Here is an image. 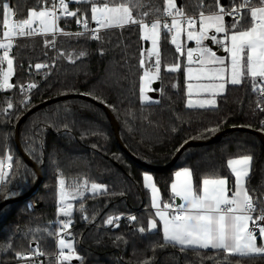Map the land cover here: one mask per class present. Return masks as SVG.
<instances>
[{
    "label": "trees",
    "instance_id": "16d2710c",
    "mask_svg": "<svg viewBox=\"0 0 264 264\" xmlns=\"http://www.w3.org/2000/svg\"><path fill=\"white\" fill-rule=\"evenodd\" d=\"M176 1V7L185 14L198 17L215 5V0H181L178 7ZM2 2H8L15 18L21 20L33 9H46L52 0H0V39ZM92 2L71 1L76 16L58 19L56 34L13 39L9 51L14 63L13 87L0 88V158L9 153L13 164L5 182L0 183V203L11 199L0 207V264H28L24 254L29 251L43 253V264H264V253L241 256L211 248L182 250L179 245L166 244L150 189L143 181L144 175L152 174L161 204H173L176 196L171 184L176 170L191 169L196 189L202 187L204 178L221 177L232 188L235 177L227 160L249 155L252 166L245 185L257 206L255 214L260 212L264 208V138L251 131L264 134L259 79L254 84L245 76L240 85L228 84L216 97L215 106L189 107L186 55L176 52L162 26L159 97L144 101L140 77L145 68H154L153 59L145 57L149 41L144 39L140 24L105 28L96 34L79 31L77 18L91 21ZM105 2L114 6L128 0ZM137 3L139 7L132 9L134 19L152 22L160 18L162 23L166 0ZM232 6L228 0L223 7L229 10ZM141 13L147 15L142 17ZM231 23L228 21L227 27ZM3 51L0 49V57ZM81 51L86 55L81 57ZM141 59L145 61L143 68ZM175 63L181 64L180 70L167 71ZM36 64L47 67L37 69ZM5 66V62L0 65ZM28 83L36 87L28 88ZM69 94L74 96L41 107L21 124V146L32 165L17 146L19 119L44 101ZM87 97L99 103L102 100L115 123L102 106ZM9 102L11 109L7 108ZM218 124L215 134L206 132ZM117 128L130 154L117 139ZM214 137L219 138L208 142ZM185 141L193 144L172 166L164 168ZM40 173L38 188L23 197ZM60 178L65 180L64 190L75 195L84 191L81 198L71 201L70 217L60 212ZM92 183L103 188L93 191ZM81 203L84 211L80 210ZM69 219L74 256L58 262L54 257L57 224ZM109 219L113 220L111 225ZM150 221L157 223V229L149 230Z\"/></svg>",
    "mask_w": 264,
    "mask_h": 264
},
{
    "label": "snow or ice",
    "instance_id": "6c2138e0",
    "mask_svg": "<svg viewBox=\"0 0 264 264\" xmlns=\"http://www.w3.org/2000/svg\"><path fill=\"white\" fill-rule=\"evenodd\" d=\"M71 2V0H70ZM167 7L164 13L172 17L171 24L167 22L161 23V19L157 18L152 22H145L141 19H133L132 9L139 7L137 0H128L127 3L109 6V2L105 0H93L91 4V20L95 21L101 29L114 26L123 27L128 24H140L144 30V39H151L152 51L151 56L155 53V76L151 78H159L161 69V59L157 50L158 41L160 39V29L163 26L168 32L175 29V33L171 37L172 44L176 47V52H182V46L178 43V38L182 31V24H187V40H195L197 47L187 48L186 57L188 65L198 63L200 67H187V80H207L208 83H188V95L191 97L193 89L196 88L211 96H215L222 92L227 83L231 85H240L245 76H250L255 84L257 79L260 83H264V0H240L236 3L232 0L233 6L226 10L220 5V0H215V5L209 6L208 14L201 12L199 15V31H196V17H187L182 9L176 7L174 0H166ZM39 3V0H38ZM59 7L67 16H76V12L68 10V4L65 0H59ZM56 4H52L53 10H31L26 19L18 20L14 24L9 23V17L13 16V9L8 2H2L3 10V37L7 43H0V49H3V56L0 57V65L7 62L6 69L0 67V88L10 89L13 87L10 78L13 75V59L9 56V50L12 47V37L25 35L32 36L35 29L32 27L34 21L40 24L42 33L55 32L56 20L55 15ZM147 13H141V16H146ZM225 16L232 17V23L229 27L225 26ZM180 18H184L183 20ZM83 22L85 29L88 28V21L77 18V23ZM247 24V27L244 25ZM214 29V33L209 36L208 30ZM95 32V29H92ZM223 34L222 38H218L217 34ZM78 35H83L79 33ZM93 39H98V36H93ZM210 39L214 44L219 45L227 56L217 55L212 48L204 45V41ZM51 43H54L51 42ZM194 53L199 59L194 60ZM79 55H86L81 51ZM144 59L140 60V67L143 68ZM37 69L45 68V64H36ZM181 64L175 63L167 68L169 72L180 70ZM194 73L196 74L194 76ZM141 99L147 100L144 96L145 83L150 79L149 70L144 71L140 77ZM29 88H35V84L28 85ZM175 87V85H173ZM264 93V88H260ZM98 99V98H97ZM159 103V101H155ZM101 103L103 101L101 100ZM214 98L200 100L198 106H215ZM27 105H25L26 107ZM188 106L192 107L191 99L188 101ZM12 103H8L7 108L11 109ZM219 130V124L215 127L206 129L207 133L215 134ZM187 141H185V144ZM182 147V146H181ZM179 151V149H178ZM9 161L12 157H7ZM252 157L244 155L238 159L227 160V166L231 172L235 174L234 191L231 196L227 193L229 188L226 187L225 178L202 180V187L196 189L193 182V173L189 168L175 172V182L171 184V191L176 196L181 198L183 203H180L175 208L171 204H164V210H160L157 201V189L152 183V176L144 175L143 181L145 187L152 190V206L157 209L155 215L163 222V239L166 244L181 246V249L189 247H198L200 249H216L224 250L230 253H239L241 256L250 255L252 253H264V246L258 247L256 244L257 237L254 234L258 227L259 236L264 239V226H257L253 220L252 213L257 211V206L245 188V179L249 176L250 162ZM7 173L3 171V162H0V182H4L7 178ZM60 188V212L67 217L71 216L72 205H63L65 199L64 187L65 180H58ZM103 186L92 183L91 189L96 191L102 189ZM15 195V193H13ZM80 210L84 211V204H80ZM173 208L169 213L167 210ZM131 219L135 220V217ZM258 220L264 221V208L260 209ZM249 221H253V227H249ZM72 223L71 219L63 222V228L67 229ZM108 224H112L113 220L109 219ZM157 229V223L150 221L149 230ZM141 233L145 232L144 228H140ZM60 252L59 255L64 260L72 259L71 255H64V249H72L71 243H66L65 239H59ZM43 253H41L42 255ZM77 260L81 257L76 256Z\"/></svg>",
    "mask_w": 264,
    "mask_h": 264
},
{
    "label": "built area",
    "instance_id": "2783aa9c",
    "mask_svg": "<svg viewBox=\"0 0 264 264\" xmlns=\"http://www.w3.org/2000/svg\"><path fill=\"white\" fill-rule=\"evenodd\" d=\"M65 2L68 4V10H69V11H72L69 0H65ZM53 3L56 4V8H55L54 11H55V15L58 17V19H60V18H68V17H71V16H67L65 13H63L62 9H60V7H59V0H52V2L47 6L46 9H48V10H50V11L53 10V9H52V4H53ZM186 16H187V17H196V19L198 18V16L195 15V14H186ZM58 19H57V20H58ZM180 19L183 20L184 18H180ZM230 19L232 20L233 18L230 17ZM57 20H56V21H57ZM81 20L83 21L84 19H81ZM171 20H172V17H169V16H167V15L165 14L164 17L162 18V23L167 22V23L170 25V24H171ZM17 21H18V20L15 18V14H14L11 18H9V23H10V24H14V23H16ZM77 26H78L79 31H88V32H92L93 34H96L98 31L102 30V29L99 27V25H98L95 21H92V20H91V21H88V28H87V29H85L83 22L78 23ZM32 27H33V26H32ZM182 27H187L186 22H184V23L182 24ZM34 29H35L36 31H35V33H34L32 36H43V35H45V34H48V33H42V32L40 31V29H38V28H34ZM92 29H95L96 31L93 32ZM166 31H167V29H166ZM167 32H168V31H167ZM52 33L56 34V30H55V32H52ZM174 33H175V29H173L172 32H168L170 39H171V37H172V35H173ZM18 37H19V36H14V37H12V39H16V38H18ZM23 37H27V35H25V36H23ZM181 46H182V50H183V45H181ZM175 48H176V47H175ZM28 85H30V84L28 83V84H27V87H28ZM28 88H29V87H28ZM260 88H264V84L261 85ZM260 88H259V90H258V96H259V98H260L261 100H264V93H262V92L260 91ZM260 109H263V106H262V105H260ZM9 156H11V154L7 153L4 157H2V160H3V162H4V167H3V171H4V172H8V171H10V170L12 169V165H13V164H12V160L9 161V160L7 159V157H9ZM11 157H12V156H11ZM4 182H5V181H4ZM4 182H2V183H4ZM259 214H260V212H258V213H256V214H255V212L252 213L253 220L256 222V225H257V226H264V221H260V220L257 219V217H258ZM249 227H250V228L253 227V221L251 222V224H250ZM258 233H259V232H258V227H257V230L255 231L254 234L257 235ZM55 237H56V241H57V247H58V250H57L56 253L54 254V257L57 259L58 262H62L64 259H62V258L60 257V255H59L60 247L58 246V242H59V239H61V238H64V239L69 240V241H72V240L74 239V236H73V234L71 233V225H69V228L64 229V228H63V224H62V223H58V224H57V228H56ZM40 254H41V252L29 251V252H26V253L24 254V257L28 259V264H43V259H42V257H41Z\"/></svg>",
    "mask_w": 264,
    "mask_h": 264
},
{
    "label": "rangeland",
    "instance_id": "374dc122",
    "mask_svg": "<svg viewBox=\"0 0 264 264\" xmlns=\"http://www.w3.org/2000/svg\"><path fill=\"white\" fill-rule=\"evenodd\" d=\"M71 1H85V0H71ZM12 16H10L9 18H11ZM133 19H134V17H133ZM185 28V29H184ZM183 29L185 30V33H187V27H183ZM183 29H182V31H181V34H180V36H179V38H178V41L180 40V41H182L183 40ZM195 29H196V31H199V27H198V22L196 23V26H195ZM143 30V29H142ZM160 33H161V29H160ZM143 34L145 35V32H144V30H143ZM210 36V35H209ZM218 36V38H222L223 37V35L222 34H220V35H217ZM185 38H186V40H185V42H188V40H187V35L185 34ZM148 41H149V46H148V48L146 49V52H145V57H147V58H151V59H153V61H154V63H155V53H153L151 56H149V53L152 51V43H151V39H148ZM159 41H160V39H159ZM159 41H158V46H157V50H158V52H159V50H160V45H159ZM177 41V42H178ZM8 41L3 37L2 39H0V43H7ZM13 39H12V46H13ZM205 42H207V40H205L204 41V45H205ZM179 43V42H178ZM12 48V47H11ZM10 51V50H9ZM9 56H10V52H9ZM10 58H12L11 56H10ZM5 69H6V67H7V62L5 61ZM187 66L189 67V66H191V67H193V68H198V67H200V65L198 64V63H194V64H192V65H188V62H187ZM146 69H148L149 70V77H150V79L145 83V91H144V93H143V95L144 96H146V97H148V99L147 100H144V101H152V100H154V98L150 95V93L154 90V88H153V86H154V83L156 82V81H158V78H151V77H154L155 76V69L154 68H152V67H150V68H145L144 69V71L146 70ZM143 74H144V72H143ZM13 75H14V63H13ZM13 75H12V77L10 78V83L12 84V82H11V80H12V78H13ZM196 74L194 73V76H195ZM143 76V75H142ZM193 83L194 85L195 84H198V83H208L209 81H207V80H203V79H201V80H196V79H193L192 81H188V83ZM142 83V82H141ZM187 83V84H188ZM228 84H230V83H227L226 84V86L228 85ZM264 83H260L259 82V86H261V85H263ZM226 88V87H225ZM3 89V88H2ZM225 90V89H224ZM224 90L222 91V92H224ZM187 92H188V90H187ZM222 92H220V93H218L217 95H215L214 97L213 96H211V94L210 93H206V92H203V91H201V90H198V89H196V88H194L193 89V94L191 95V97H189V95H188V98H187V104H188V101H189V99H191L192 100V102H193V106L192 107H199L198 106V102L200 101V100H204V99H209V98H214L215 100H216V97L219 95V94H221ZM205 107H209V106H205ZM3 161V160H2ZM1 160H0V162H2ZM3 164H4V162H3ZM146 175H150V176H152V174H146ZM152 183L153 184H155V186H156V189H157V201H158V204H159V206H160V204H161V202H162V200H161V195H160V191H159V188H158V186H157V184L155 183V180H154V177L152 176ZM0 183H2V182H0ZM145 185V184H144ZM150 189V192H151V204H152V190H151V188H149ZM64 194H65V199H64V201H63V203L65 204L66 203V206L68 205V204H71L72 206H73V204L71 203V201L72 200H75L76 198H81L82 196H83V194H84V191L81 193V194H79V195H75V194H73L72 192H70V191H66V190H64ZM68 203V204H67ZM153 207V206H152ZM154 208V207H153ZM62 224H63V222H62ZM69 228V227H68ZM64 239V238H63ZM65 241H66V243H71L72 244V246H73V242L72 241H69V240H66L65 239ZM58 246H59V242H58ZM60 247V246H59ZM73 248V247H72ZM64 255H71V256H74V253H73V249H68V248H65L64 250Z\"/></svg>",
    "mask_w": 264,
    "mask_h": 264
},
{
    "label": "water",
    "instance_id": "95a60500",
    "mask_svg": "<svg viewBox=\"0 0 264 264\" xmlns=\"http://www.w3.org/2000/svg\"><path fill=\"white\" fill-rule=\"evenodd\" d=\"M227 1H228V0H220V4L223 5V6H225V5H227ZM176 3H177V6H178V7H181V0H177ZM226 18H227L228 20H230V16H227ZM207 42H208L209 46H210L213 50H215L218 54H220V55H224V54H226L225 52H223L222 49L219 48V46H218L217 44H214L210 39H208ZM13 81H14V77L12 78V82H13ZM159 86H160V81L158 80V81H156V82L154 83V86H153L154 90L150 93V95H151L153 98H158V97H159V92H158ZM71 96H74V95H73V94H69V95H63V96H60V97H57V98L48 99V100L44 101L43 103H41V104H39V105L33 107L32 109H30L28 112H26V113H25V114L19 119V121H18V123H17V129H16V141H17V146H18V148H19V150H20V153H21L23 156H25V157L29 160V162H30L32 165H35V164L33 163L32 159L29 158V157L27 156V154L24 152V150H23V148H22V146H21V142H20V127H21V124L27 119V117H28L29 115H31L32 113H34L36 110L40 109L41 107L46 106V105H48V104H51V103H53V102H55V101H57V100H60V99L66 98V97H71ZM79 96H82V95H79ZM87 98L90 99V100H92V101H94V102L97 103L98 105L102 106V107L106 110V112L109 114V117H110V119L112 120V123H113V124L115 123V121H114V119H113V114H112L111 110H110L106 105L101 104V103H99V102L93 100V99L90 98V97H87ZM240 128H241V127H235V129H240ZM228 130H229V129H228ZM251 131H252V132H256L258 135H260L261 137L264 138V134H263V133L258 132V131H254V130H251ZM116 134H117V139L120 141L121 146L124 148L125 151H127V152L129 153V151L123 146V143L121 142L120 135H119V129H118V128H117V130H116ZM221 134H222V133H221ZM216 138H219V137H214V138H212V139H211L210 141H208V142H212V141H214ZM192 144H193V141H189L188 143H186V144H185V145H184V146L178 151V153L174 156V158H173V159H172L167 165H165V166H163V167L166 168V167H170V166H172V165L176 162V160L179 158V156H180V154L183 152V150H184L186 147L191 146ZM129 154H130V153H129ZM40 183H41V173L39 174V179H38L37 183L34 185V187L31 188V190H30L28 193H26L25 195H23V197L29 196V195H30V194H31L36 188H38V186L40 185ZM10 201H11V199H7L6 201L1 202V203H0V207L3 206L4 204L10 202ZM177 202L180 203V198H179V197L177 198Z\"/></svg>",
    "mask_w": 264,
    "mask_h": 264
},
{
    "label": "crops",
    "instance_id": "0c3cea01",
    "mask_svg": "<svg viewBox=\"0 0 264 264\" xmlns=\"http://www.w3.org/2000/svg\"><path fill=\"white\" fill-rule=\"evenodd\" d=\"M44 10V9H43ZM205 14H208V13H205ZM227 16H225V26H226V28H227V22L228 21H230V20H228L227 18H226ZM197 22H198V27H199V17L197 18ZM36 27H41L40 26V24H39V22L38 21H34V23H33ZM182 29H183V27H182ZM185 29V28H184ZM183 29V40L182 41H178L181 45H183V50H182V52H184L185 53V55H186V51H187V48H195V47H197V45H196V42H195V40H193V41H188V42H185V40H186V38H185V30ZM56 30V29H55ZM47 33H52V32H47ZM214 33V29H209L208 30V35H212ZM222 34V33H221ZM217 35H220V34H217ZM223 35V34H222ZM188 43H191L190 44V46H187V44ZM205 45L207 46V47H210L209 46V44H208V42H205ZM219 46V45H218ZM211 48V47H210ZM219 48L220 49H222L220 46H219ZM213 50V49H212ZM223 50V49H222ZM213 51H215V50H213ZM216 52V51H215ZM217 53V52H216ZM217 55H220V54H218L217 53ZM220 56H227V53L226 54H224V55H220ZM186 59H187V57H186ZM197 59H199V57H198V55L197 54H195L194 53V60H197ZM187 67L188 66H186V69H187ZM186 77H187V71H186ZM188 81V80H187ZM242 157V156H241ZM238 158H240V157H236V158H232V159H238ZM0 160L2 161V158H0ZM3 162V161H2ZM251 166H252V160H251V162H250V170H251ZM3 167H4V164H3ZM185 168H187V167H185ZM182 169H184V168H181V169H178V170H176V171H179V170H182ZM191 170V169H190ZM250 170H249V174H250ZM175 171V172H176ZM7 173V172H6ZM234 174V173H233ZM234 177H235V174H234ZM221 178H223V177H221ZM175 173H174V178H173V181H172V183L173 182H175ZM209 179H212V178H209ZM226 179V178H225ZM247 179V178H246ZM246 179H245V182H246ZM226 181H227V179H226ZM244 186H245V188H246V185L244 184ZM226 187L227 188H229V189H231V190H229L228 191V195L229 196H231L232 194H233V191H234V186L232 187V188H230V186H229V183H228V181H227V183H226ZM177 198L178 197H176V202L175 203H173V204H171L172 206H173V208H175L177 205H179L180 203H183V201L181 200V198H180V203H178L177 202ZM159 208H160V210H164V205L163 204H160V206H159ZM173 208H170V209H168L167 211L169 212V213H171L172 212V210H173ZM156 209V208H155ZM157 210V209H156ZM160 219V218H159ZM251 222L252 221H249V226H250V224H251ZM162 225H163V222L160 220V226H161V230H162ZM162 232H163V230H162ZM256 237H257V240H256V244H257V246L258 247H261V246H264V239H262L260 236H259V233L256 235ZM239 254V253H238ZM253 254V253H252Z\"/></svg>",
    "mask_w": 264,
    "mask_h": 264
}]
</instances>
